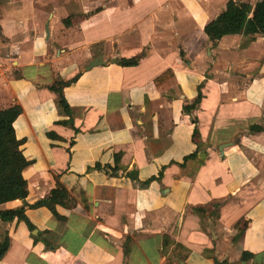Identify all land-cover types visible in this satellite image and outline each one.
Wrapping results in <instances>:
<instances>
[{"label": "crops", "instance_id": "0c3cea01", "mask_svg": "<svg viewBox=\"0 0 264 264\" xmlns=\"http://www.w3.org/2000/svg\"><path fill=\"white\" fill-rule=\"evenodd\" d=\"M45 1L0 0V111L23 109L29 190L0 211L35 228L0 218V264H264V36L213 46L229 0H86L75 24L70 0L42 29ZM77 76L66 111L55 83ZM59 186L60 217L31 208Z\"/></svg>", "mask_w": 264, "mask_h": 264}, {"label": "trees", "instance_id": "16d2710c", "mask_svg": "<svg viewBox=\"0 0 264 264\" xmlns=\"http://www.w3.org/2000/svg\"><path fill=\"white\" fill-rule=\"evenodd\" d=\"M69 19L65 21V24H69ZM204 31L213 43V46H216L219 40L228 35H244L252 39H255L256 35L264 36V0H260L255 7H252L250 4L229 0L225 10L216 19L208 22ZM141 59L142 57L122 59L119 65L122 67H135L139 65ZM78 77L70 81L57 80L55 83L54 90L59 96V104L66 111L69 110V106L64 96V89L76 83ZM201 100L202 94L199 87V95L191 108L195 109ZM22 113L23 109L18 105L0 111V205L15 200H26L29 194L27 181L23 176V171L28 165V160L20 149L22 142L17 139L14 129V122ZM68 124L73 125V122L70 121ZM249 130L252 132L262 131L263 129L260 126H252ZM198 137L199 132L196 129L194 141L197 145L199 144ZM195 157H197V153L190 155L185 160L187 161ZM182 166L185 167V165ZM68 195L67 189L59 186L52 191L49 197L37 202L31 208L47 207L56 217H60L56 212V207L58 205L66 206ZM214 206L216 207L217 204H214ZM192 210L198 215L204 214L207 211L205 207H193ZM25 211L26 208L15 211H0V218L3 222L14 221L15 219L24 221L29 229L33 231L35 228L27 218ZM9 246L10 238L5 234L0 242V260L8 252ZM249 257H251V254L247 255V258Z\"/></svg>", "mask_w": 264, "mask_h": 264}, {"label": "rangeland", "instance_id": "374dc122", "mask_svg": "<svg viewBox=\"0 0 264 264\" xmlns=\"http://www.w3.org/2000/svg\"><path fill=\"white\" fill-rule=\"evenodd\" d=\"M45 1V0H44ZM69 1L70 0H46L45 2H49V5H44V6H41V10H43L42 11V14L44 15L43 16V18H44V20L40 23L41 24V26H42V29L44 28L45 29V26L47 25V22L48 21H46V19L48 20V17H49V15H50V13H51V11L54 9V8H56V7H64V8H67V7H69L68 6V4H69ZM81 1H85L86 2V0H71V2L70 3H73V6H72V12H71V19L73 20L72 21V24H75L76 22H78V18L76 17L78 14H79V12L81 11V9H82V7L83 6H81V4H80V2ZM253 1V0H252ZM88 2H95V0H88ZM91 4V6H89V5H87L88 7H90V8H93V7H95V5H96V3H90ZM85 7V6H84ZM85 9V8H84ZM41 12V11H40ZM40 12H39V15H40ZM75 22V23H74ZM74 26V25H73ZM74 30H76L75 29V27L73 28Z\"/></svg>", "mask_w": 264, "mask_h": 264}, {"label": "water", "instance_id": "95a60500", "mask_svg": "<svg viewBox=\"0 0 264 264\" xmlns=\"http://www.w3.org/2000/svg\"><path fill=\"white\" fill-rule=\"evenodd\" d=\"M113 63H114V64H119V61H113ZM104 64H105V62H104V60H103V57L100 56V57L95 58L93 61H91V62L89 63V65L86 67V69H87V70H91V69H93V68H95V67L102 66V65H104ZM228 146H229V145L221 146V147H220V151L223 153V149H224L225 147H228Z\"/></svg>", "mask_w": 264, "mask_h": 264}]
</instances>
